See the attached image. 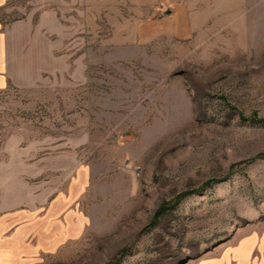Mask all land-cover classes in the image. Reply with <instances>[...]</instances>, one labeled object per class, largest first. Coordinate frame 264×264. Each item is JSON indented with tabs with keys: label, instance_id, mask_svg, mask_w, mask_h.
<instances>
[{
	"label": "rangeland",
	"instance_id": "1",
	"mask_svg": "<svg viewBox=\"0 0 264 264\" xmlns=\"http://www.w3.org/2000/svg\"><path fill=\"white\" fill-rule=\"evenodd\" d=\"M0 17L19 78L0 91V184L45 248L29 264H185L264 230V0H11Z\"/></svg>",
	"mask_w": 264,
	"mask_h": 264
},
{
	"label": "crops",
	"instance_id": "2",
	"mask_svg": "<svg viewBox=\"0 0 264 264\" xmlns=\"http://www.w3.org/2000/svg\"><path fill=\"white\" fill-rule=\"evenodd\" d=\"M11 0H0V13ZM16 24H7L0 17V91L13 84H19V78L11 65V43ZM4 174L0 172V179ZM34 205V201H33ZM30 207V204H28ZM28 207L27 211H34ZM19 191L14 187L0 184V264H29L35 257L36 247L26 236H21ZM250 224L240 227L233 237L213 251L189 259L185 264H264V230Z\"/></svg>",
	"mask_w": 264,
	"mask_h": 264
},
{
	"label": "trees",
	"instance_id": "3",
	"mask_svg": "<svg viewBox=\"0 0 264 264\" xmlns=\"http://www.w3.org/2000/svg\"><path fill=\"white\" fill-rule=\"evenodd\" d=\"M253 123H260L262 120L258 119L257 117L253 116L252 120H251ZM190 194H193V191H189V192H186V193H183L182 195L178 196L177 197V200L176 202H179L181 199H183L184 197L190 195ZM157 218V217H156ZM152 225H155V223H153Z\"/></svg>",
	"mask_w": 264,
	"mask_h": 264
}]
</instances>
